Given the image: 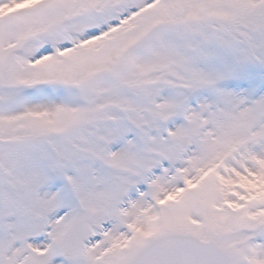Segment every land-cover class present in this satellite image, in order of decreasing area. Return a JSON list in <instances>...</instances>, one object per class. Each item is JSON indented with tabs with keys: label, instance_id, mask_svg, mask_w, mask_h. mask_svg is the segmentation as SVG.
I'll list each match as a JSON object with an SVG mask.
<instances>
[{
	"label": "snow or ice",
	"instance_id": "snow-or-ice-1",
	"mask_svg": "<svg viewBox=\"0 0 264 264\" xmlns=\"http://www.w3.org/2000/svg\"><path fill=\"white\" fill-rule=\"evenodd\" d=\"M0 264H264V0H0Z\"/></svg>",
	"mask_w": 264,
	"mask_h": 264
}]
</instances>
